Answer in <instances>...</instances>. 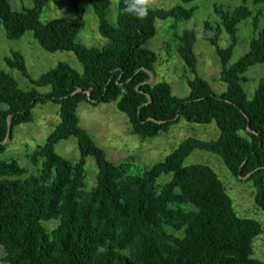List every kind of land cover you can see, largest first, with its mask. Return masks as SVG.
Instances as JSON below:
<instances>
[{
    "label": "trees",
    "instance_id": "trees-1",
    "mask_svg": "<svg viewBox=\"0 0 264 264\" xmlns=\"http://www.w3.org/2000/svg\"><path fill=\"white\" fill-rule=\"evenodd\" d=\"M80 22L40 18L51 0H34V7L14 12L9 0H0V24L10 41L31 32L46 52H72L84 68L82 74L59 64L33 81L38 88H51L48 95L24 91L0 68V155L13 139L14 129L33 122L39 104L60 106L61 124L46 144L31 156L41 174L26 180V171L16 161H0V246L4 264H264L253 258V241L262 226L236 212L223 182L210 167L185 166L196 150L222 158L239 181L253 183L256 204L264 211V78L249 99L245 74L264 64V28L250 43L249 52L231 65L238 46L239 26L253 14L245 6L264 5V0H242L234 11L216 8L221 26L205 24L203 40L217 47L221 80L226 91L216 94L198 76L194 47L196 30L178 36L177 51L195 75L188 82L190 95L179 98L168 83H153L157 54L145 44L157 36L156 22L190 20L196 9L177 6L152 10L144 19L123 12L119 0L116 25L109 21L111 0H87L99 20V32L107 40L101 49L77 42L84 28L85 9L79 0H68ZM199 0H181L184 5ZM236 1V0H230ZM260 19L253 25L259 29ZM222 28L230 46L219 49ZM31 80L25 58L13 53L6 59ZM115 103L125 114L133 135L156 138L179 124L216 123L220 138L202 141L189 138L167 159L143 175H129L133 158L117 165L80 127L77 109ZM70 138L78 141L81 157L76 164L59 156L56 146ZM98 167L97 186L86 189L87 159ZM133 162V161H132ZM171 175L164 185L159 179ZM59 221L50 232L44 223ZM176 233L182 234L177 236Z\"/></svg>",
    "mask_w": 264,
    "mask_h": 264
},
{
    "label": "rangeland",
    "instance_id": "rangeland-1",
    "mask_svg": "<svg viewBox=\"0 0 264 264\" xmlns=\"http://www.w3.org/2000/svg\"><path fill=\"white\" fill-rule=\"evenodd\" d=\"M85 9L83 18L84 28L77 37V42L87 48L101 49L107 40L99 32V20L91 4L87 0H79ZM14 12H24L34 7V0H9ZM152 10H170L177 6L187 9L195 8L194 16L187 21L176 24L173 20L156 22L157 36L145 44V48L157 54L155 77L153 83H168L173 95L186 98L190 95L188 82L195 75L187 68L180 57L178 36L191 29L196 30L197 42L194 52L197 59V74L207 81L216 94L226 91V84L221 80V59L217 54V47L203 40L206 23L214 27L221 26V21L215 13L216 8L225 11H234L244 6L242 0H199L184 5L181 0H148ZM253 16L243 21L239 26V43L231 60V65L236 64L250 50L251 41L258 37L264 28V5L255 6L249 1L245 5ZM119 0H111L109 21L116 25L118 19ZM260 19L259 29L253 25V19ZM67 20L80 22L68 0H51L41 15V22L47 24L53 20ZM230 46V36L222 28L218 48L225 50ZM13 53H21L26 62L31 80L25 78L21 72L11 69L6 59ZM59 64H67L78 73L82 74L83 66L72 52H46L35 40L33 33L28 32L18 41L7 39L3 26L0 24V68L12 76L19 84L20 89L29 91L36 89L41 95H48L51 88H38L33 81H38L44 74L56 68ZM247 82L244 84L246 95L249 99L254 97L260 81L264 78V64L256 65L245 74ZM0 104V111L6 110ZM79 125L86 130L98 147L105 151L109 161L120 165L133 158L129 175H143L153 166L164 162L179 146L189 138L202 141H215L220 138V131L216 123L208 125L190 124L181 120L169 132L162 133L156 138L140 139L131 132L127 116L121 113L116 104H101L92 106L82 103L77 109ZM61 124L60 106L54 103L39 104L33 109V122L18 126L14 129L13 139L9 142L7 150L0 155V161H16L26 173L17 180H26L39 177L41 174L42 160L38 166L31 162L32 154L46 144L49 136ZM56 153L76 164L81 157L78 141L75 138L59 143L55 148ZM185 166L203 165L210 167L223 182L226 192L231 198L234 208L239 216L257 221L262 226V233L253 241V258L264 262V211L256 204V189L251 182L239 181L229 171L222 158L209 152L196 150L184 162ZM86 189L91 190L97 186L98 167L94 158L89 157L86 163ZM171 175H164L159 179L161 185L166 184ZM1 180V178H0ZM59 221L45 222L44 226L50 232L57 227ZM182 236V234H177ZM5 256L0 246V264Z\"/></svg>",
    "mask_w": 264,
    "mask_h": 264
},
{
    "label": "clouds",
    "instance_id": "clouds-1",
    "mask_svg": "<svg viewBox=\"0 0 264 264\" xmlns=\"http://www.w3.org/2000/svg\"><path fill=\"white\" fill-rule=\"evenodd\" d=\"M148 0H125L123 12L136 19H144L149 15Z\"/></svg>",
    "mask_w": 264,
    "mask_h": 264
}]
</instances>
